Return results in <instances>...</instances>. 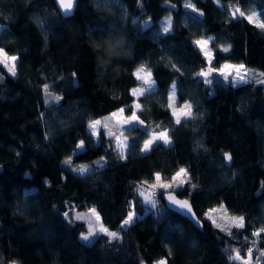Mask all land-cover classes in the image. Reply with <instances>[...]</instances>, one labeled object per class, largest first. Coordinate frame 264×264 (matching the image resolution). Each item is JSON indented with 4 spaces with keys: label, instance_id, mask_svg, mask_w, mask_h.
<instances>
[{
    "label": "trees",
    "instance_id": "trees-1",
    "mask_svg": "<svg viewBox=\"0 0 264 264\" xmlns=\"http://www.w3.org/2000/svg\"><path fill=\"white\" fill-rule=\"evenodd\" d=\"M233 6L264 19V0H78L70 17L54 0H0V48L18 58L15 76L0 66V264H245L229 257L264 249V83L198 75L210 64L195 41L210 38L213 67L243 63L264 78V27ZM110 40L120 41L112 54ZM142 65L156 87L136 97ZM174 83L178 102L192 105L179 124ZM121 108L144 122L126 132L123 158L111 135L96 142L88 128ZM163 130L173 143L142 153ZM69 156L93 168L76 174ZM182 167L186 180L169 191L190 200L203 230L166 206L165 190L155 206L139 193ZM220 205L244 227L213 224L208 212ZM91 208L119 239L81 238L85 221L73 213ZM131 209L139 218L121 228Z\"/></svg>",
    "mask_w": 264,
    "mask_h": 264
},
{
    "label": "rangeland",
    "instance_id": "rangeland-1",
    "mask_svg": "<svg viewBox=\"0 0 264 264\" xmlns=\"http://www.w3.org/2000/svg\"><path fill=\"white\" fill-rule=\"evenodd\" d=\"M191 8V7H190ZM236 9H239L240 11H243L239 8V6H233V13L235 12V15L237 16H240L239 15V12H236L235 10ZM245 13V16H249V15H252V13L248 12V11H243ZM166 18H169V17H166ZM166 18L163 22L162 25H165L166 23ZM256 22L262 24L264 23V19L262 17H260L259 15H257L255 13V15L253 16V18ZM146 24H149V22H147ZM1 28V27H0ZM163 31V30H162ZM205 39H208V45L206 48H201V46H198L200 48V50L202 51L203 55L205 56V58L207 59L208 63L210 64L209 67L215 69V71L211 72V74L208 76V77H203L205 80L207 81H211V79H214V80H217V79H224V81H230V82H233L235 84H241V83H244L246 81H249V80H252L253 78H258L260 82H263L264 83V78L263 77H259L257 76L256 74H254L253 72L251 71H256L255 69H251L249 67H247L245 64L243 63H232V62H226L224 63L223 65L225 64H229V65H232L234 67L232 68H229V69H225L223 72H221V68H215L212 66V62L214 60V55H213V50L212 48L210 47V42H211V39L210 38H205ZM5 51V50H4ZM207 53V54H206ZM9 55V54H8ZM10 56H13V55H10ZM16 56V55H14ZM17 57V56H16ZM17 62V61H16ZM16 62H15V71H16ZM12 63L13 62H8V67H5V64L4 63H0V66H2L7 72H9L8 68L12 66ZM244 65V68L243 69H240L239 71H237V68L236 66H239V65ZM145 67V66H144ZM209 67L204 70V71H207L209 69ZM137 70V69H136ZM149 69H147L145 67V71H148ZM11 74V72H9ZM16 74H17V71H16ZM152 74V73H151ZM141 75H144V73H141ZM241 76H244V81L241 82L240 81V77ZM3 76H1L2 78ZM152 80L155 81L153 75L151 76ZM140 81V80H139ZM213 81V80H212ZM142 85V81H140L139 85L137 87H140ZM137 87L133 88L136 89ZM146 87V86H145ZM156 87V81H155V85H154V88ZM132 90V92H133ZM147 92L149 91H145L144 94H146ZM143 94V95H144ZM136 96V95H135ZM141 96V95H139ZM139 96H136V97H139ZM169 103H170V107L172 109V113H173V110L175 109L177 115L180 117V120L184 119V118H187V117H190V116H183L181 115V109L183 108V106L186 104H180L178 102V96H177V92L175 94V98L174 100H169ZM136 104H139L138 100L134 101L133 102V106L136 107ZM189 105H191L190 103H187ZM140 105V104H139ZM125 109V108H123ZM187 109H185L186 111ZM114 113H117V116H110L104 120H100L101 121V124L98 126L97 128V131L96 132H93V134L96 136V138L100 139V132L101 131H104L105 134L107 136H109V133L111 132L112 133V137L115 139V142H116V147L117 149L120 151V153L122 154L123 153V156H125L127 150H128V147L127 148H122L121 145L122 144H127L129 145L130 143V139H129V136L127 135V131L136 127V126H142L143 124H139L137 123L135 126L133 125H129V124H125V123H122V121L124 119H126L128 116L130 115H127L126 112L124 111L123 113H120L119 111H115ZM113 114V113H112ZM191 115H192V105H191ZM138 116V115H137ZM174 116V115H173ZM140 119V118H139ZM176 119H177V116H174V120L176 122ZM141 120V119H140ZM161 132H166L168 137H169V140H170V143L166 144V145H171L173 143V139L171 138V135H170V132L169 130H163V131H160V132H151V136L148 138L150 139L153 135H158L159 133ZM117 137H119V141L117 140ZM147 139V140H148ZM157 142H162L164 143L163 140H156L153 145ZM165 144V143H164ZM152 145V146H153ZM151 146V148H152ZM85 148V147H84ZM144 148V145L142 147V150ZM150 148V150H151ZM80 150V149H78ZM150 150H148L147 152H149ZM145 151H142V153H147ZM80 165H86L88 166L89 168V171H87L86 173L90 172L91 169L93 168V165L92 164H89V163H81V164H71L70 165V169L72 171V168L74 167H78ZM74 173L76 174H81L79 172H75L73 171ZM86 173H83V174H86ZM160 175V174H159ZM186 176H183L181 178H177L175 181H170L169 183L172 184V187H175L176 189L179 188L182 184V182H184L186 180ZM160 183H163V184H169L168 182H164L162 179H161V175H160V180L157 181L155 180L154 182L148 184V185H145V186H142L139 188V193L141 194V192H145V196L148 195V194H153L152 195V198L154 199L155 201V204L158 202V199H159V196H155V193H157L158 191L160 190H165V191H169L170 188H151V185L152 184H160ZM142 196V195H141ZM145 196H142L144 201L150 205H152L150 202H148L146 199H145ZM131 210H134V209H131ZM97 212V211H96ZM135 212V221L137 218H139V215L136 213V211L134 210ZM81 213H84L86 214L85 216V219H80V220H83L85 221V230L84 232L82 233H87L88 231V226H89V223L92 224V226L97 229V232L98 234H101L102 232H99L98 229L100 226H103L105 228H107L105 226V224L102 222L101 220V217H100V220L99 221H96L95 220V217L92 216V214L89 212V210H86V211H75L73 213V217L75 218L78 214H81ZM98 213V212H97ZM99 214V213H98ZM70 215L68 213V220H70ZM100 216V215H99ZM208 216L209 218L212 220L213 224H215L216 226L218 225L219 227H231V226H235V223L233 222V218H238V217H241V216H235V215H232L228 212V210L226 209V207L224 205H220V206H217L213 209H211L209 212H208ZM76 219V218H75ZM129 226V225H128ZM127 227V226H125ZM124 227V228H125ZM109 231H112V232H117L119 234L118 231H114V230H110L109 228H107ZM97 234V235H98ZM105 234V233H103ZM96 235V236H97ZM96 236L94 237H91L88 241L86 242H92ZM85 241V240H84ZM239 255V260H241L243 263L245 264H262V260H263V257H264V249H258V250H251V253L249 254V251H248V254L246 255H243L241 253H238ZM237 256V253L234 255V257ZM160 261H165L166 264H167V258H163L161 259ZM159 262V261H158ZM12 264H15V263H12ZM157 264V263H156Z\"/></svg>",
    "mask_w": 264,
    "mask_h": 264
},
{
    "label": "snow or ice",
    "instance_id": "snow-or-ice-1",
    "mask_svg": "<svg viewBox=\"0 0 264 264\" xmlns=\"http://www.w3.org/2000/svg\"><path fill=\"white\" fill-rule=\"evenodd\" d=\"M58 3L60 5V7L64 10V14L65 15H68L70 13V10L73 8V0H58ZM186 6L187 7H192L191 4H188ZM193 11H198V10L193 8ZM235 11L239 12L240 16H244L245 15V13L243 11H240L239 9H236ZM233 15H235V12L233 13ZM254 15H255V13H253L252 15H249L247 18L250 21H252V18H253ZM38 23H42V22L38 21ZM260 26L264 27V24H261ZM171 27H172L171 19L170 18H166L165 25H162L163 32L164 33H168L170 31ZM112 39H115V34H113V38ZM208 42H209L208 39L201 38V39L196 40L195 44L198 45V46H201V48H206L207 45H208ZM107 44L109 46L108 47L109 54H112L113 52L116 51L117 48L120 47V41L119 40H116V43H115L114 46H113V43L111 42V40L108 41ZM97 47H100V45H97ZM228 50L229 49L227 47L223 48V51H225V52H227ZM17 59L18 58L16 56H14V55L10 56L4 51V49L0 48V63H4L5 67H8V62H13L12 66L8 68L9 72H11V74L13 76L16 75L15 62L17 61ZM232 67H234V66L229 65V64H225V65L222 66L221 72H223L225 69H229V68H232ZM236 68H237V71H239L240 69L244 68V65L241 64L239 66H236ZM213 71H215V69L209 67V69L207 71L202 70L200 73H198V75L202 76V77H208L211 74V72H213ZM141 73H144V75H141ZM73 75H75V73H73ZM134 75L137 77L138 80L142 81V85L140 87H137L136 89L133 90V95L139 96V95H143L145 93V91H149V92H154L155 91V88H154L155 81L152 80V78H151L152 74H151L150 70L145 71V67L142 65L139 68H137V70L134 72ZM240 81L241 82L244 81V76L240 77ZM206 82L210 83L211 81H207L206 80ZM48 87H49V85H47V84L44 85V89L45 90H47ZM175 94H176V85L174 83L173 86H172V89L170 91V94H169V100L170 101L174 100ZM52 99H55L56 101H59L62 98L59 97V96H55V97H52ZM46 103H47V100H46ZM136 108L139 109L140 105L136 104ZM185 109H187V110L185 111ZM118 111L120 113H123L125 111V109L122 108V109H119ZM180 114L183 115V116H191V105L186 103L183 106V108L181 109V113ZM173 115L177 116L176 123L179 124L181 122V120H180V117L177 115L175 109L173 110ZM112 116H114V117L117 116V113H113ZM122 123L135 126L137 123L143 124L144 122L142 120H140L139 117L137 116L136 112L133 111L130 116H128L126 119H124L122 121ZM100 124H101L100 120H95V121L90 122L89 127H90V129L93 132H96L97 128H98V126ZM109 135H112V133L110 132ZM158 139L159 140H163L165 144L170 143V140H169V137H168L167 133L166 132H161L158 135H153L150 139L145 140L144 141V148H143L142 151L147 152L148 150H150V148L153 145V143L156 140H158ZM117 140L119 141V137H117ZM84 147H85V145H84L83 141H80L78 143V145H77V148L80 149V150H83ZM121 147L122 148H127V147H129V145L122 144ZM224 156H225V158L227 160H231L230 154L225 153ZM121 158H123V153L121 154ZM101 159H103V157H101ZM64 163L66 165H71L72 164V157L69 156L68 158H66ZM72 171L79 172V173L83 174V173H86L87 171H89V168L86 165H80L78 167L72 168ZM186 175H187V169L182 167L173 176V181H175L177 178H181V177L186 176ZM156 180L157 181L160 180L159 173L156 174ZM45 182L47 183V181H45ZM157 187L167 189V188H171L172 184H170V183L169 184L160 183V184H152L151 185V188H157ZM192 187L195 188L196 185L193 184ZM141 195L145 196V192L142 191ZM152 195L153 194L146 195L145 199L148 202H150L153 206H155V201L152 198ZM168 199L172 203L178 205L180 208L187 209L188 212H191V206L189 205L187 200H183V201L178 200L171 194L168 196ZM89 212L92 214V216L95 217L96 221L100 220V216L96 212L95 208L89 209ZM64 215L67 217L68 213L66 212V213H64ZM85 216H86V214L81 213V214H78L75 218L77 220H80V219H85ZM134 222H135V212H134V210H130L128 212V214H127V217L122 221L121 228H124L125 226H128V225H130V224H132ZM233 222L235 223V226L238 227V228H243L244 227V217H242V216L238 217V218H233ZM98 231L107 234L110 239H119V234L117 232L109 231L107 228H105L103 226H100ZM259 231H264V228L260 229ZM97 234H98L97 229H95L92 226V224L89 223L87 233H81V238L83 240H85V241H88L91 237H94ZM253 235H259V232L253 233ZM250 253H251V250H249V254ZM236 258H239L238 253H237L236 257H229V259H236ZM157 264H166V262L165 261H159V262H157Z\"/></svg>",
    "mask_w": 264,
    "mask_h": 264
},
{
    "label": "water",
    "instance_id": "water-1",
    "mask_svg": "<svg viewBox=\"0 0 264 264\" xmlns=\"http://www.w3.org/2000/svg\"><path fill=\"white\" fill-rule=\"evenodd\" d=\"M57 9L59 10V12L61 13V15L63 17H70L74 14L75 10H76V6H77V1L78 0H73V8L70 10V13L68 15L64 14V10L60 7L58 0H54ZM173 195L176 199L178 200H187L189 205L191 206V212H188L187 209H182L180 208L178 205L172 203L169 199L168 196L169 195ZM163 200L165 201L166 206L170 209L173 210L179 214H181L182 216H184L185 218H187L189 221H191L197 228L203 230L204 226H203V222L200 220V218L197 216L192 203L190 202V200L188 198H183L180 197L175 191H165L162 194ZM194 214V215H193Z\"/></svg>",
    "mask_w": 264,
    "mask_h": 264
},
{
    "label": "crops",
    "instance_id": "crops-1",
    "mask_svg": "<svg viewBox=\"0 0 264 264\" xmlns=\"http://www.w3.org/2000/svg\"><path fill=\"white\" fill-rule=\"evenodd\" d=\"M121 109H122V108H121ZM116 111H118V110H116ZM113 113H114V112H113ZM96 120H98V119H96ZM93 121H95V120H93ZM91 122H92V121H91ZM89 125H90V123H89ZM89 125H88L89 131H90V132L92 133V135L94 136L96 142H99L100 139L96 138V136H95V135L93 134V132L91 131ZM127 151H128V150H127ZM126 154H127V152H126ZM126 154H125V155H126Z\"/></svg>",
    "mask_w": 264,
    "mask_h": 264
}]
</instances>
